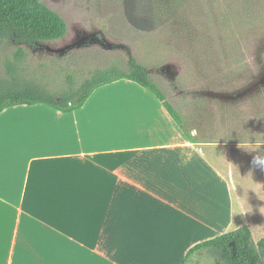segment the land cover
<instances>
[{
  "label": "crops",
  "instance_id": "0c3cea01",
  "mask_svg": "<svg viewBox=\"0 0 264 264\" xmlns=\"http://www.w3.org/2000/svg\"><path fill=\"white\" fill-rule=\"evenodd\" d=\"M172 106L176 117L127 78L66 109L6 102L0 264H183L244 225L264 238V140L230 138L224 116L190 124Z\"/></svg>",
  "mask_w": 264,
  "mask_h": 264
},
{
  "label": "rangeland",
  "instance_id": "374dc122",
  "mask_svg": "<svg viewBox=\"0 0 264 264\" xmlns=\"http://www.w3.org/2000/svg\"><path fill=\"white\" fill-rule=\"evenodd\" d=\"M43 1L67 31L26 46L27 78L75 93L89 70L122 68L134 56L190 124L224 116L230 138L264 140V0ZM14 48L0 45V77Z\"/></svg>",
  "mask_w": 264,
  "mask_h": 264
},
{
  "label": "trees",
  "instance_id": "16d2710c",
  "mask_svg": "<svg viewBox=\"0 0 264 264\" xmlns=\"http://www.w3.org/2000/svg\"><path fill=\"white\" fill-rule=\"evenodd\" d=\"M67 31L64 17L43 0H0V45H13V56L5 62L6 76L0 77V110L9 100L27 99L44 102L66 109L83 103L98 84L113 78L136 81L152 91L165 104L173 116L177 112L164 92L151 80L148 70L133 56L125 69L110 67L89 70L79 90L51 91L27 78L26 46L37 47L42 43L60 39ZM200 254L216 258L220 264H264V238L255 241L248 225L229 231L193 248L183 264H197Z\"/></svg>",
  "mask_w": 264,
  "mask_h": 264
},
{
  "label": "clouds",
  "instance_id": "9594fccd",
  "mask_svg": "<svg viewBox=\"0 0 264 264\" xmlns=\"http://www.w3.org/2000/svg\"><path fill=\"white\" fill-rule=\"evenodd\" d=\"M193 135H195V131L193 130ZM254 163L257 164L258 166L264 167V157L257 156L254 160Z\"/></svg>",
  "mask_w": 264,
  "mask_h": 264
}]
</instances>
